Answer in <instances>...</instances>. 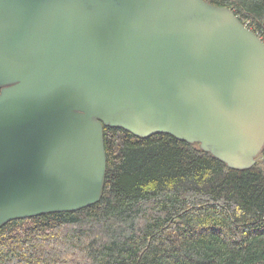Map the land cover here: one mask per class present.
Segmentation results:
<instances>
[{
	"label": "water",
	"instance_id": "95a60500",
	"mask_svg": "<svg viewBox=\"0 0 264 264\" xmlns=\"http://www.w3.org/2000/svg\"><path fill=\"white\" fill-rule=\"evenodd\" d=\"M104 127L251 168L263 41L205 0H0V227L98 202Z\"/></svg>",
	"mask_w": 264,
	"mask_h": 264
},
{
	"label": "trees",
	"instance_id": "16d2710c",
	"mask_svg": "<svg viewBox=\"0 0 264 264\" xmlns=\"http://www.w3.org/2000/svg\"><path fill=\"white\" fill-rule=\"evenodd\" d=\"M226 6L264 39V0ZM101 199L0 227V264H264V148L236 170L165 133L104 127Z\"/></svg>",
	"mask_w": 264,
	"mask_h": 264
},
{
	"label": "built area",
	"instance_id": "2783aa9c",
	"mask_svg": "<svg viewBox=\"0 0 264 264\" xmlns=\"http://www.w3.org/2000/svg\"><path fill=\"white\" fill-rule=\"evenodd\" d=\"M246 25V24H245ZM261 38V37H260ZM261 40L263 41V43H264V39L263 38H261Z\"/></svg>",
	"mask_w": 264,
	"mask_h": 264
}]
</instances>
